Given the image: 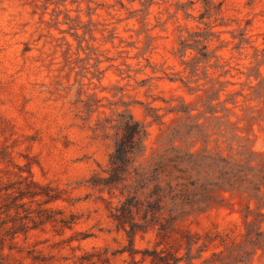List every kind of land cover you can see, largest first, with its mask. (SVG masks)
I'll use <instances>...</instances> for the list:
<instances>
[{
    "label": "rangeland",
    "instance_id": "rangeland-1",
    "mask_svg": "<svg viewBox=\"0 0 264 264\" xmlns=\"http://www.w3.org/2000/svg\"><path fill=\"white\" fill-rule=\"evenodd\" d=\"M124 112L145 134L121 170ZM4 145L60 190L28 238L57 264H154L206 230L242 239L264 200V0H0Z\"/></svg>",
    "mask_w": 264,
    "mask_h": 264
},
{
    "label": "trees",
    "instance_id": "trees-1",
    "mask_svg": "<svg viewBox=\"0 0 264 264\" xmlns=\"http://www.w3.org/2000/svg\"><path fill=\"white\" fill-rule=\"evenodd\" d=\"M121 117L122 132L115 140L109 162L125 170L130 162L131 149L140 145L145 130L130 112L122 113ZM10 164L15 169L10 168ZM59 191L57 186L34 176L31 161L17 163L8 145L0 148V264H57L53 255H47L37 247L40 241L29 242L28 238L34 231H44L47 222L55 221L50 204L61 197ZM155 200L148 202L149 210L161 207V200ZM257 208L253 219L248 214L243 217L247 231L242 239L217 229L202 234L186 233L183 243L181 241L177 247L166 250L153 263L178 264L184 260L185 264H249L258 249H264V212L261 209L264 200ZM183 244L185 251L179 255ZM208 250L210 255L203 256Z\"/></svg>",
    "mask_w": 264,
    "mask_h": 264
}]
</instances>
